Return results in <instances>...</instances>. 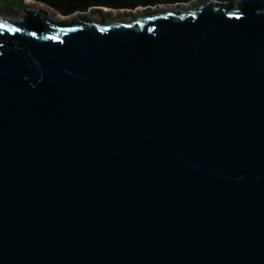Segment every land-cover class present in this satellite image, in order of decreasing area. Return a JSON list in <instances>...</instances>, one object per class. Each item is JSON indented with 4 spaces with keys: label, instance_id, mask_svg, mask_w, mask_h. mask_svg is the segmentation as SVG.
I'll return each instance as SVG.
<instances>
[{
    "label": "water",
    "instance_id": "1",
    "mask_svg": "<svg viewBox=\"0 0 264 264\" xmlns=\"http://www.w3.org/2000/svg\"><path fill=\"white\" fill-rule=\"evenodd\" d=\"M0 264H264V0H0Z\"/></svg>",
    "mask_w": 264,
    "mask_h": 264
},
{
    "label": "trees",
    "instance_id": "2",
    "mask_svg": "<svg viewBox=\"0 0 264 264\" xmlns=\"http://www.w3.org/2000/svg\"><path fill=\"white\" fill-rule=\"evenodd\" d=\"M67 18L77 13H86L92 8L102 7L114 11L136 10L138 8L170 7L187 5L195 0H33Z\"/></svg>",
    "mask_w": 264,
    "mask_h": 264
}]
</instances>
